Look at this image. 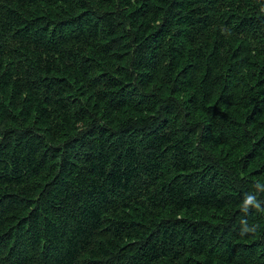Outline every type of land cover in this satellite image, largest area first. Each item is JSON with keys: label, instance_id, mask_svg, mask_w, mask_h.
Instances as JSON below:
<instances>
[{"label": "trees", "instance_id": "obj_1", "mask_svg": "<svg viewBox=\"0 0 264 264\" xmlns=\"http://www.w3.org/2000/svg\"><path fill=\"white\" fill-rule=\"evenodd\" d=\"M248 196L264 0H0V264H264Z\"/></svg>", "mask_w": 264, "mask_h": 264}, {"label": "clouds", "instance_id": "obj_2", "mask_svg": "<svg viewBox=\"0 0 264 264\" xmlns=\"http://www.w3.org/2000/svg\"><path fill=\"white\" fill-rule=\"evenodd\" d=\"M245 207V212L247 213L250 209H256L257 211L264 213V204H262L261 201L257 199V197L248 196L247 199L243 200L242 202ZM256 226L254 225H248L246 221L242 222V227L240 229V234L246 235L249 233H255L256 232Z\"/></svg>", "mask_w": 264, "mask_h": 264}]
</instances>
